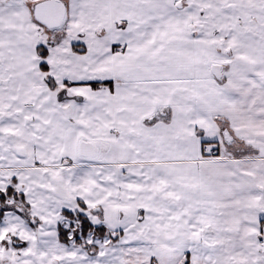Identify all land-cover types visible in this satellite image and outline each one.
I'll use <instances>...</instances> for the list:
<instances>
[{"label":"snow or ice","instance_id":"6c2138e0","mask_svg":"<svg viewBox=\"0 0 264 264\" xmlns=\"http://www.w3.org/2000/svg\"><path fill=\"white\" fill-rule=\"evenodd\" d=\"M0 264H264V0H0Z\"/></svg>","mask_w":264,"mask_h":264}]
</instances>
